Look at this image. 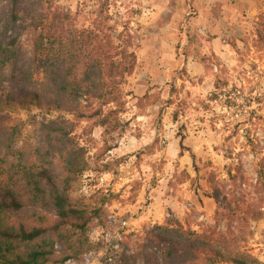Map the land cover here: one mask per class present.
<instances>
[{"label": "rangeland", "instance_id": "1", "mask_svg": "<svg viewBox=\"0 0 264 264\" xmlns=\"http://www.w3.org/2000/svg\"><path fill=\"white\" fill-rule=\"evenodd\" d=\"M55 2L78 28L107 7L109 24L127 27L136 56L122 86L128 130L105 158L113 172L86 173L79 187L86 196L102 190L120 199L91 233L94 254L71 264H122L128 256L143 264L141 254L155 251L147 234L170 214L193 231L229 235L264 264V40L256 32L264 36V0ZM16 119L18 146L34 147L42 114L32 107ZM101 134H90V155ZM227 204L247 208V221L227 217Z\"/></svg>", "mask_w": 264, "mask_h": 264}, {"label": "trees", "instance_id": "2", "mask_svg": "<svg viewBox=\"0 0 264 264\" xmlns=\"http://www.w3.org/2000/svg\"><path fill=\"white\" fill-rule=\"evenodd\" d=\"M107 12L105 7L78 28L55 0H0V264L87 260L97 250L91 233L103 227L105 208L120 199L102 190L79 192L84 174L113 172L105 158L128 130L122 86L133 75L136 56L127 27L117 31ZM32 107L42 114L39 141L24 148L18 146L23 126L16 116ZM95 129L102 131V146L90 155ZM258 174L262 178L264 171ZM225 209L230 219L241 215L246 222L250 214L228 204ZM228 236L216 229L193 231L170 214L147 234L155 251H145L141 260L261 264ZM138 259L124 257L122 264Z\"/></svg>", "mask_w": 264, "mask_h": 264}, {"label": "built area", "instance_id": "3", "mask_svg": "<svg viewBox=\"0 0 264 264\" xmlns=\"http://www.w3.org/2000/svg\"><path fill=\"white\" fill-rule=\"evenodd\" d=\"M122 226H125V223H122ZM111 259H108V262L111 263Z\"/></svg>", "mask_w": 264, "mask_h": 264}]
</instances>
